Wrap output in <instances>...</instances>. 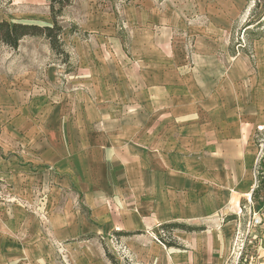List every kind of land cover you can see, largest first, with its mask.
Masks as SVG:
<instances>
[{
  "label": "rangeland",
  "instance_id": "374dc122",
  "mask_svg": "<svg viewBox=\"0 0 264 264\" xmlns=\"http://www.w3.org/2000/svg\"><path fill=\"white\" fill-rule=\"evenodd\" d=\"M2 19L49 25V0H0ZM57 20L67 58L42 36L0 44V264H113L105 251L116 264H264V81L255 86L262 122L248 194L218 221L167 222L199 231L162 227L137 204L115 201L100 190L94 160L79 174L76 159L54 164L37 150L54 139L53 112L81 120L84 84L73 73L105 86L109 74L139 77L146 46L179 39L191 55L197 36L226 64L240 55L255 67L264 59V0H71Z\"/></svg>",
  "mask_w": 264,
  "mask_h": 264
},
{
  "label": "crops",
  "instance_id": "0c3cea01",
  "mask_svg": "<svg viewBox=\"0 0 264 264\" xmlns=\"http://www.w3.org/2000/svg\"><path fill=\"white\" fill-rule=\"evenodd\" d=\"M194 47L186 55L179 39L148 45L136 62L140 76L109 74L108 86L73 73L84 84L81 120L53 112L55 136L37 144L41 156L54 164L76 159L78 172L94 160L100 190L137 204L149 222L218 221L251 186L264 59L254 67L237 55L226 64L198 36ZM55 70L46 67L47 75Z\"/></svg>",
  "mask_w": 264,
  "mask_h": 264
},
{
  "label": "trees",
  "instance_id": "16d2710c",
  "mask_svg": "<svg viewBox=\"0 0 264 264\" xmlns=\"http://www.w3.org/2000/svg\"><path fill=\"white\" fill-rule=\"evenodd\" d=\"M71 0H49V8H50V17L51 24L49 25H39L36 23H24L20 21L10 22L8 20L2 19L0 20V44L8 46L10 48H17L19 45V41L26 36H42L48 40V43L51 49L57 55H65L67 58L68 54L64 50L63 41L61 40L60 34L62 32V26L58 22V17L61 15L64 7L69 5ZM262 183V182H261ZM256 190H253V194L255 195ZM162 227L165 228H183L184 230L191 231H199L203 228L198 226H185L183 224L171 222L162 224ZM115 234H122L121 232H116ZM109 260L116 264L114 258L106 252Z\"/></svg>",
  "mask_w": 264,
  "mask_h": 264
},
{
  "label": "built area",
  "instance_id": "2783aa9c",
  "mask_svg": "<svg viewBox=\"0 0 264 264\" xmlns=\"http://www.w3.org/2000/svg\"><path fill=\"white\" fill-rule=\"evenodd\" d=\"M258 222H259V220H258V219H255V223H258ZM240 253H241V252H239L237 258L239 257ZM184 264H186V263H184Z\"/></svg>",
  "mask_w": 264,
  "mask_h": 264
}]
</instances>
